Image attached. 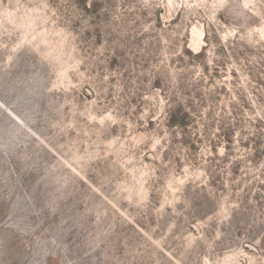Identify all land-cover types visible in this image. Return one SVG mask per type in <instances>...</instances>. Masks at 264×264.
I'll return each instance as SVG.
<instances>
[{"label":"rangeland","instance_id":"rangeland-1","mask_svg":"<svg viewBox=\"0 0 264 264\" xmlns=\"http://www.w3.org/2000/svg\"><path fill=\"white\" fill-rule=\"evenodd\" d=\"M0 264H264V0H0Z\"/></svg>","mask_w":264,"mask_h":264}]
</instances>
